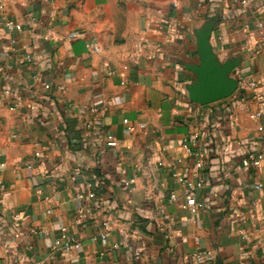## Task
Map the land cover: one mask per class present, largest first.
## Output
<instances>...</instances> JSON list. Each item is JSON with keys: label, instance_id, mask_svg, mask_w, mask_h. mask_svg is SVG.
<instances>
[{"label": "crops", "instance_id": "0c3cea01", "mask_svg": "<svg viewBox=\"0 0 264 264\" xmlns=\"http://www.w3.org/2000/svg\"><path fill=\"white\" fill-rule=\"evenodd\" d=\"M1 1L0 264H264V0ZM209 24L239 88L202 106L186 66ZM175 172L204 182L197 215ZM70 235L82 248L53 253Z\"/></svg>", "mask_w": 264, "mask_h": 264}, {"label": "built area", "instance_id": "2783aa9c", "mask_svg": "<svg viewBox=\"0 0 264 264\" xmlns=\"http://www.w3.org/2000/svg\"><path fill=\"white\" fill-rule=\"evenodd\" d=\"M233 2L236 5H240L241 7H249L250 6V0H233ZM6 12V7L3 4V2L0 0V16H4ZM260 28L264 27V24L260 22L258 24ZM4 30L10 37V43L11 45H15L17 43V38L16 35L20 32L23 31V25L13 19H5L3 23ZM74 34H69L65 39L67 40H73L75 39ZM44 39L48 42H53L56 43L58 41H61L64 39V37L60 36L59 34H56L52 31H48ZM87 49L92 52H100L101 49L98 45L92 44V43H87L86 45ZM23 50L25 51L24 56L20 62L22 66L30 65L34 63V55L33 52L31 51L30 47L25 45L23 47ZM44 88L46 90H51V84L50 83H45ZM4 95L10 94L9 91L5 90L2 91ZM264 106V105H263ZM193 108L190 107V110ZM260 114H258L259 116ZM125 124L128 125L129 130H133L134 127L130 124L128 120L124 121ZM139 129H145L146 125L145 124H140L138 125ZM262 130V129H261ZM198 136V135H197ZM115 138L112 134L108 136V140L113 141ZM252 162L251 163H246L245 168L249 169L251 165L258 166L260 165V160L255 159L251 157ZM196 167L198 169L203 168V163L201 161H198L196 164ZM174 178L176 181L181 184L184 187V205L183 209L191 212L193 215H197L198 211L202 208V205L198 203L197 197H198V191L204 188V182L201 179H194V178H189L186 177L178 172L174 173ZM5 190V183L3 180L0 179V192H3ZM96 197V192L93 191L90 193V198H95ZM172 199L175 198V195L171 196ZM66 229H62V232H66ZM108 238V234H102L100 235L99 239L103 242L106 243ZM82 241L79 237L75 235H70L67 237L63 238H57L54 241V244L52 246V252L53 253H58V252H70L74 250H79L82 248ZM195 264H214V253L212 250H206L201 252L200 254H197L195 257Z\"/></svg>", "mask_w": 264, "mask_h": 264}, {"label": "water", "instance_id": "95a60500", "mask_svg": "<svg viewBox=\"0 0 264 264\" xmlns=\"http://www.w3.org/2000/svg\"><path fill=\"white\" fill-rule=\"evenodd\" d=\"M213 24L196 31L197 53L200 63L186 68L196 76V83L187 87L191 102L206 106L233 96L239 88V81L232 76L238 61L221 64L210 44Z\"/></svg>", "mask_w": 264, "mask_h": 264}]
</instances>
